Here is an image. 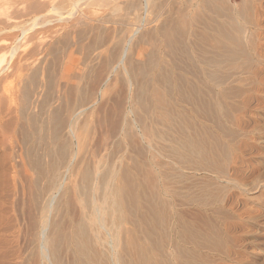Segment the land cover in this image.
Here are the masks:
<instances>
[{
  "label": "bare ground",
  "instance_id": "1",
  "mask_svg": "<svg viewBox=\"0 0 264 264\" xmlns=\"http://www.w3.org/2000/svg\"><path fill=\"white\" fill-rule=\"evenodd\" d=\"M69 1L76 6L85 3L89 7L93 4L97 8L100 7L99 9L107 8L113 11L122 8H126L127 12V9L135 10L137 13L135 20L133 19L134 26H155L148 29L145 36L147 39L152 38L149 45L151 48H146L145 53L136 55V59L134 56L135 66L128 61L131 57L127 59L125 69L131 76L134 96H128L127 103L125 102L128 98L120 101L126 106H118V102L114 108H107L106 102L110 98V87L112 88L109 86L104 93L101 92L106 102H101L104 105L96 108V96L100 91L96 86V89L91 86L89 92H85L81 87L91 71L82 69L83 64L77 69V64L74 62V65L71 59H63L61 68L58 65L63 86L59 85L62 88H65L64 85H72L74 93L77 94L76 101H72L73 93L70 89L72 102H66L65 89L60 91L58 98L63 104L44 103V106H39L40 94L37 89L40 87L36 89L33 85L37 91L35 97L33 93L34 98L31 100L30 92L25 93L30 98L26 97L18 116L19 108H13L12 104H9L13 102L14 96L0 98V133L4 132V127L10 124L18 126L19 123L22 132L21 142L19 145L15 144L18 147H15L16 151L8 147L4 136L6 134L2 135L0 140V264H208L209 258L215 253L230 259L231 256L238 258L234 248L240 247L242 236H237L242 227L240 221L246 216L249 196L256 194L263 183L256 181L257 183L249 188L245 184L242 185L243 183L239 184L236 177L243 166V155L240 156L238 152L250 147V142L243 133L249 122L245 120L250 116L247 112L248 106L253 103L256 97L254 94L264 85L262 80L258 83L259 77L264 74V0ZM46 2L51 4L48 2L52 0ZM65 5L64 8L67 9L68 6ZM53 8L52 15L62 13L59 11V5L56 4ZM105 12L103 13L107 14ZM132 13L131 11L130 14ZM2 14L6 15L7 12ZM120 15L119 17L123 18L122 13ZM111 17L113 16L108 18ZM128 18L125 17L126 21ZM6 19H13V16H6ZM106 19L105 22L112 20ZM123 20L112 21L124 23ZM77 22L82 24V21ZM3 24L0 26L3 27ZM10 24L12 25L11 22ZM99 24L95 27L96 31L100 27ZM77 25L78 23L74 26L81 27ZM74 26L72 30H77ZM111 29L113 27L108 30H115ZM58 30L60 29L57 28L56 34H59ZM95 30L92 32L96 34L98 31ZM118 31L121 32L119 29ZM134 31L127 33L124 38L126 42L132 40L137 33ZM83 32L75 33H78V36ZM110 35L112 34L108 36ZM50 40L47 41L50 43ZM71 40L69 44H72ZM109 41L106 40L107 43ZM146 41L145 39L144 43ZM140 42L142 44V40ZM53 46L51 51L54 52L57 48L54 50ZM118 47L115 48L118 55L110 61L108 59V67L103 69L106 72H101V69L92 71L100 74L98 77L97 73L95 74L99 79L92 78L98 80L99 87L110 81V74L115 72L112 68L123 63L122 59L126 57L128 48L123 44ZM33 48L32 51H35L37 47ZM107 48L109 50V47ZM59 52H62L61 48ZM32 54L30 52L29 55ZM58 55L63 56L59 53ZM103 55L108 57L107 51L102 48L101 52H95L94 58L101 59ZM34 56L33 54L32 57ZM55 56L53 54V57ZM8 57L7 55V59ZM58 58L57 60L60 59ZM30 59L32 58L29 57ZM102 62L104 64L105 61ZM15 65L13 66L17 71L23 67L17 66V63ZM105 66L106 63L100 68ZM40 68L42 70L39 64V67L37 65V68L32 69L38 77L42 74L39 73ZM24 71L25 69L20 74ZM32 72L30 73L33 74ZM33 75L30 76L33 78ZM49 75L48 79L52 76ZM3 79H0L1 82ZM54 81L51 82L54 84ZM54 89L51 85L50 91L48 89L49 95L45 93L47 98ZM55 92L56 89L52 94ZM2 94L0 93V97L4 96ZM56 94L51 95L54 100ZM235 104L242 108L239 109L240 117L234 115ZM132 149H138L144 155V163L139 164L140 170L133 167ZM18 198L26 205L24 208L28 209L27 216L23 213L27 219L16 213ZM80 199L85 201V206ZM248 211L250 213L251 210ZM260 214L262 215V212ZM244 230L245 234L247 230ZM213 261L211 260L210 264H223L224 260L217 261L218 263Z\"/></svg>",
  "mask_w": 264,
  "mask_h": 264
},
{
  "label": "rangeland",
  "instance_id": "2",
  "mask_svg": "<svg viewBox=\"0 0 264 264\" xmlns=\"http://www.w3.org/2000/svg\"><path fill=\"white\" fill-rule=\"evenodd\" d=\"M3 1H4V3H3ZM7 0H0V21H4L3 23L2 22H0V24H1V26H2V24H3V27H1L0 28V30H2V31H0V32H3V33H0V44H1V46H0V62H2V64L0 65V73H2L1 75H0V79H3V78H1V77H4V79L2 80V82H1V80H0V93L2 94V95H4V96H2V97H0V98H9V96L10 95H12V96H14V97H12V96H10V97H12L13 98V102H9V104H12V107L14 106V107H18L19 108V112H17L18 113V116H20V109H21V107H22V104H24V101H26L25 99H26V97L28 96L27 94L29 93V96L31 97H29L31 100H32V97H33V93H34V97H35V92H37L38 91V93L40 94L39 95V104H41V105H39V106H44V103L45 104H50V103H52V104H55V105H57V104H63V103H60L61 101H58V98H59V96H60V94H61V92L63 91V90H65L66 91V93H64L65 94V100H66V102L69 100V102H72V101H76V99H77V94H75L74 92V88H73V86L72 85H64L65 86V88L63 89L62 88V84L63 83H61V70H60V63L62 62V60L63 59H67V60H69V59H71V62L74 64V62L77 64L75 67L78 69L80 66H81V64H83L84 66H82L83 68L82 69H86V70H88V71H91V73L89 72V74H88V76L90 77V78H88V76H87V78L82 82V84H81V87H82V90H84L85 92H89L92 88L93 89H96L97 88V90H99L100 92H99V94H97V96L96 97H98L97 98V102H98V105L96 106V108H99V107H101V106H103L104 104H102V103H104V102H106L105 100H104V98L102 97V94H101V92L102 93H104V91H106L108 88H109V86H112V88L110 87V91L109 92H111L110 94H109V99H108V103L106 102V106H107V108H114L116 105H118L119 103L118 102H120L122 99L123 100H125L124 98H128L127 100H126V102L125 103H127L128 102V100H129V97L130 96H134V92H133V90L132 89H134V86H132L131 85V82H130V80H131V76H130V74L126 71V66H127V64L126 63H128L127 62V59H129L128 57H131V59L130 60H128V61H130V63H132V65L134 64V66H135V61H133L134 60V56H135V59L137 58V56H138V54H143V53H145L147 50H146V48H148V50H149V48H151V47H149V45L151 44V42L152 41H150V39L152 40V38H150V39H147V38H145V36L147 35V31H148V29H151V28H154L155 26H153V25H143V27L142 28H138L139 26L136 24V26H134L135 25V14L137 13L135 10L133 11V9L131 10V9H127L128 10V12L126 11V8H122V9H118V10H107V8H101V9H99V8H97V6L95 5H90V7H89V5H86L85 3H80L78 6H76L75 4H73V3H71L69 0H52V2H48V3H53L54 1L56 2H54L53 4H57V5H59V7H61L60 8V10L59 11H61L62 13H60V14H57V12H56V14L57 15H52L51 14V12H52V10L54 9L53 7L55 6V5H53V7H52V5L51 4H47V2L45 3V1H49V0H44L43 2H41L42 0H40V2H39V0L38 1H36V0H8L7 2H6ZM51 1V0H50ZM64 1V2H63ZM72 1V0H71ZM10 2V3H9ZM16 2V3H15ZM28 2H31V3H28ZM35 2V3H34ZM37 2H39V4L37 3ZM58 2V3H57ZM61 2V3H60ZM68 2H70V3H68ZM12 3V4H11ZM37 3V4H36ZM29 4V5H28ZM34 4V5H33ZM49 5V6H47V5ZM66 4L67 6H68V8L66 9V8H64V5ZM82 4V5H81ZM6 5V6H5ZM14 5V6H13ZM16 5V6H15ZM46 5V6H45ZM65 5V7H67ZM63 6V7H62ZM73 6V7H72ZM74 6H76V7H74ZM82 6V7H81ZM84 6H88L87 8L86 7H84ZM91 6H94V7H91ZM12 7V8H11ZM47 7H48V9H47ZM50 7V8H49ZM86 8V9H84V8ZM96 7V8H95ZM53 8V9H52ZM71 8V9H70ZM73 8H75V10L73 9ZM77 8V9H76ZM83 8V9H82ZM51 9V10H50ZM62 9V10H61ZM69 9V10H68ZM90 10L91 12H89L88 10ZM91 9H93V10H91ZM104 9V10H103ZM124 9V10H123ZM71 10H73L72 12H71ZM81 10V12H78V11H80ZM96 10V11H95ZM98 10V11H97ZM54 11H56V10H54ZM53 11V12H54ZM65 11V13H63ZM68 11V12H67ZM75 11V12H74ZM85 11H87V12H85ZM94 11V12H93ZM100 11V12H99ZM106 11V12H105ZM109 11H111V12H109ZM120 11V12H119ZM122 11V12H121ZM124 11V12H123ZM126 11V12H125ZM133 12L134 13V16H133V13L132 14H130V12ZM7 12V14H9V15H4V14H2V13H6ZM74 12V13H73ZM89 12V13H88ZM97 14H96V13ZM102 12V13H101ZM103 12H105V13H107V14H104ZM68 13H70V14H68ZM72 13V14H71ZM87 14V15H89L88 17H87V15H84V14ZM112 13V14H111ZM118 13V14H117ZM120 13H122V17L124 18V20H123V18H121V17H119V15H120ZM125 15H124V14ZM1 14H2V16H1ZM64 16H63V15ZM74 14L76 15L75 17H74ZM78 14H79V16H78ZM83 14V15H82ZM104 14V15H103ZM108 14H109V16H108ZM114 14V15H113ZM91 15H93V17L91 16ZM100 15H102L103 17H104V19H106V17H107V19L106 20H108V19H112L113 21L114 20H116L117 19V21H119L120 19L121 20H123V21H125L124 23L125 24H127V26L125 27L124 25V23H114L112 20L110 21V22H108V21H104V19H103V17L101 16L100 17ZM132 15V17H129V16H131ZM6 16L8 17V18H12V16H13V19H6ZM11 16V17H10ZM65 17V16H67V17H65V18H63V17ZM69 16H71V17H69ZM83 16V17H82ZM91 16V17H90ZM110 16H113V17H111V18H108V17H110ZM121 16V15H120ZM129 17L128 18V20L126 21V19H125V17ZM38 17V18H37ZM39 17H40V19H39ZM60 17H61V20H60ZM69 17V19L67 20V18ZM77 17V18H76ZM81 17V18H80ZM102 20H99V18ZM117 17V18H116ZM71 18V19H70ZM75 18V19H74ZM80 18V19H79ZM86 18V19H85ZM93 18H94V20H93ZM96 18V19H95ZM5 19V20H4ZM37 19H39V20H37ZM73 19V20H72ZM77 19V20H76ZM90 19V20H89ZM134 19V20H133ZM11 20V21H10ZM33 20H35L36 22H37V25H36V22L34 21L33 22ZM60 20V21H59ZM65 20V21H64ZM73 22H72V21ZM86 20H88L87 21V23L88 24H86L85 22H86ZM97 20V21H96ZM133 20V21H132ZM66 21H67V23H66ZM77 21H80V23H81V21H82V24L81 25H79V22H77ZM93 23H92V22ZM95 21V22H94ZM99 21H101V22H99ZM129 21V22H128ZM6 22V23H5ZM10 22L12 23V25L10 24ZM35 24H33V23ZM70 22V23H69ZM84 22V23H83ZM102 22H104V23H102ZM131 22H132V24L133 25H131L130 26V24H131ZM9 23V24H8ZM16 23V24H15ZM73 23V26L74 25H76L77 23H78V27L79 26H81V27H79V28H77L76 26H74V28L76 27L77 28V30L75 29H73L72 30V27H71V24ZM100 23V24H99ZM111 23V24H110ZM6 24H8V25H6ZM90 24V25H89ZM98 24L100 25V27L99 28H97V31L95 30L96 28V26L98 27ZM108 24V25H107ZM119 24V25H118ZM9 25H10V27H9ZM31 25V26H30ZM32 25H34V26H32ZM40 25V26H39ZM87 25V26H86ZM103 25V26H102ZM117 25V26H116ZM16 26V27H15ZM69 26H70V28H69ZM89 26V27H88ZM90 26H92L91 28H90ZM130 26V27H129ZM14 27V28H13ZM20 27V28H19ZM32 27V28H31ZM33 27H34V29H33ZM52 27H53V29H52ZM56 27V28H55ZM60 27V28H59ZM64 27V28H63ZM68 27V28H67ZM86 27V28H85ZM104 27V28H103ZM113 27V29H115V30H113V29H111V30H113L112 32H110V30H108V29H110V28H112ZM122 27H123V29H122ZM125 27V28H124ZM6 28V29H5ZM8 28H10L9 30H8ZM31 28V29H30ZM57 28L58 29H60V30H58V32H59V34H56L57 33ZM83 29V31H80V30H82ZM87 28L88 29H90V30H87ZM104 30H103V29ZM107 28V29H106ZM138 28V29H137ZM145 28V29H144ZM30 29V30H29ZM69 29V30H68ZM85 29V30H84ZM103 31H102V30ZM118 29L119 30H121V32L120 31H118ZM125 29H126V31H125ZM136 29V30H135ZM140 29V30H139ZM142 29V30H141ZM5 30H7L6 32H5ZM63 30V31H62ZM68 30V31H67ZM87 30V31H86ZM94 30H95V32H97L96 34H97V36H95L96 34L95 33H93L94 32ZM110 32V33H108V31ZM122 30H124V31H122ZM130 30V31H129ZM135 30V31H134ZM145 30V31H144ZM262 30H263V32H264V24L262 25ZM52 31V32H51ZM60 31H62V33L60 32ZM65 31V32H64ZM77 31H79L80 33L81 32H83V34L82 35H76V34H78V33H75V32ZM89 31V32H88ZM93 31V32H92ZM100 31V32H99ZM137 32L135 35H134V37L132 38V42L131 41H127L126 42V40L124 39L125 38V36L127 37V33H129V32ZM142 31H144V32H142ZM55 33L54 35H56V36H54L52 33ZM69 32L70 33H73V34H69ZM103 32V33H102ZM105 32V33H104ZM27 33V34H26ZM89 34V36H88V34ZM116 33V34H115ZM119 33V34H118ZM124 33H126V34H124ZM140 33H143V34H140ZM52 34V35H51ZM65 34V35H64ZM69 34V35H68ZM98 34H99V36H98ZM102 34V35H101ZM109 34H112V35H110V37L108 36ZM39 35V36H38ZM47 35H49V36H53L52 38L51 37H49V36H47ZM62 35H63V38H62ZM92 35H94L93 37H92ZM58 36V37H57ZM74 36H77V37H75L74 38ZM83 36V37H82ZM91 36V37H90ZM107 38H106V37ZM120 36H122V37H120ZM141 36V37H140ZM144 36V37H143ZM36 37V38H35ZM45 37H46V39L47 40H50V39H52V40H50V43H49V41H47L46 39H45ZM49 37V38H48ZM66 37H67V39L69 40V38H70V40H71V42H72V44H69L70 43V40H69V42H67L68 40L66 39ZM69 37V38H68ZM86 37V38H85ZM95 37V38H94ZM99 37V38H98ZM101 37H102V39L103 38H105V40L103 39H101ZM120 37V38H119ZM136 37H137V39H136ZM143 37V38H142ZM35 38V39H34ZM56 38V39H55ZM83 38V39H82ZM110 38H112V39H110ZM139 38V39H138ZM142 38V39H141ZM40 39H42V40H46L45 42L43 41H41ZM60 39V40H59ZM65 39V40H64ZM76 40V42H75V40ZM135 39V40H134ZM142 40V44H141V40ZM144 39V40H143ZM145 39L147 40L145 43H144V41H145ZM62 40H63V42H62ZM102 40V41H101ZM106 40H110L111 41V43H110V41L107 43L106 42ZM118 40V41H117ZM137 40V41H136ZM1 41H2V43H1ZM37 41V42H36ZM40 41H41V43H40ZM53 41V42H52ZM58 41V42H57ZM80 41V42H79ZM94 41H96V42H94ZM104 41V42H103ZM125 41V42H124ZM135 41V42H134ZM154 42H155V40H153ZM46 42H48V43H46ZM52 42V43H51ZM55 42H56V44H55ZM67 44H65V43ZM78 42H79V44H78ZM100 44V42H102L100 45L98 44V43ZM137 42V43H136ZM140 42V43H139ZM148 42H150V43H148ZM7 43L9 44L8 46H7ZM35 43V44H34ZM58 43V44H57ZM66 45H64V44ZM107 43V44H106ZM126 43V44H125ZM128 43H129V45H128ZM131 43V44H130ZM45 44H47V46L45 45ZM53 44H55V48H57V50L56 51H51V47L53 46ZM69 44V45H68ZM94 46H93V45ZM98 44V45H97ZM111 44V45H110ZM114 44V45H113ZM117 46H116V45ZM120 44H123L124 46H126V48H128V51H126L125 52V58L124 59H122L123 61V63H119V65L117 66H115V67H113L112 69H114V70H112V71H115V72H113V74L111 73L110 75H111V78H110V81L108 82V83H106L105 85H101V87H99V85H98V83H97V79H99V78H97L100 74H98L97 72H92V71H97V70H100L101 72H106V71H104L103 69H106L107 67H108V59H109V61H110V59H114V57L115 56H117L118 55V50H119V45ZM137 44H139V45H137ZM146 46H145V45ZM3 45V46H2ZM43 45H44V47H43ZM57 45V46H56ZM78 45V46H77ZM8 48H7V47ZM18 46V47H17ZM37 47L38 48V50H39V48H40V50H39V52H38V50H37V48H35V51H32V50H34V48L33 47ZM44 48V50H43V48ZM59 46V47H58ZM93 46V47H92ZM109 47V50H108V48L107 47ZM131 46V47H130ZM47 47H49V48H47ZM65 48V50H64V48ZM79 47V48H78ZM90 47H92L91 48V50H90ZM95 47V48H94ZM98 47V48H97ZM102 47L103 48V50H106L107 51V54H108V57L106 56H102L101 57V59L100 58H94L95 57V52L97 53V52H101L102 51V48H101V50H100V48ZM106 47V48H105ZM114 48V53L115 52H117V53H115L116 55H114V53H113V48ZM116 47H118V50H115V48ZM53 48H54V46H53ZM55 48H54V50H55ZM58 48H59V50H58ZM60 48H61V50H62V52L60 53L59 51H60ZM68 48H69V50H68ZM71 48H72V50H71ZM78 48V49H77ZM141 48H142V50H141ZM143 48H144V50H143ZM5 50V51H4ZM7 50V51H6ZM37 50V51H36ZM42 50H43V54H42ZM88 50H90V55H88L89 53L87 52ZM92 50H93V52H92ZM112 50V51H111ZM146 50V51H145ZM151 50V49H150ZM4 51V52H3ZM18 51V52H17ZM48 51H50V52H48ZM72 51V52H71ZM140 51H143V52H141L140 53ZM145 51V52H144ZM3 52V53H2ZM6 52H7V54H6ZM15 52H17V53H15ZM30 52H31V54L33 53L35 56H34V58L32 57L33 56V54L32 55H29L30 54ZM35 52V53H34ZM45 52V53H44ZM53 52V54H54V56L56 55L57 57H59L58 59L60 60V62H59V60H57V57L55 56V57H53V54L51 55V53ZM57 52V53H56ZM66 54H65V53ZM29 53V54H28ZM49 55H48V54ZM58 53L59 54H62L61 56L62 57H60L59 55H58ZM67 53H68V55H67ZM113 53V54H112ZM127 53V54H126ZM3 54V55H2ZM13 54V55H12ZM23 54V55H22ZM27 54H28V56H27ZM37 54V55H36ZM40 56H39V55ZM48 55V57H47V55ZM66 55V57H65V55ZM70 54H72V55H70ZM88 56H87V55ZM93 54V55H92ZM135 54V55H134ZM7 55L9 56L8 57V59H7ZM11 55V56H10ZM113 55V56H112ZM137 55V56H136ZM145 55V54H144ZM13 56V57H12ZM19 56V57H18ZM21 56H23V57H21ZM25 56V57H24ZM39 56V57H38ZM43 56V57H42ZM67 56H68V58H67ZM93 56V57H92ZM111 58H110V57ZM120 56H121V54H120ZM1 57H3V59H5L4 61H2L3 59L1 58ZM5 57V58H4ZM12 57V58H11ZM21 57V58H20ZM27 57V58H26ZM29 57L30 58H32V59H30L29 60ZM45 57V58H44ZM47 57V58H46ZM52 57V58H51ZM71 57V58H70ZM88 57H91V58H88ZM49 58V59H48ZM54 58V59H53ZM93 58V59H92ZM106 58V60H107V62H106V60H102V59H105ZM19 59V60H18ZM28 59V60H27ZM35 59H36V61H35ZM40 59V60H39ZM52 59V60H51ZM91 59V60H90ZM95 59V60H94ZM120 59H121V57H120ZM7 60V61H6ZM25 60V62H23ZM37 60H39V61H41L40 63H39V61H38V63L37 64H35L36 62H37ZM43 60V61H42ZM55 60V61H54ZM56 60H57V62L58 63H56ZM73 60V61H72ZM98 60V61H97ZM20 61V62H19ZM46 61V62H45ZM95 61V63L98 65H96V64H94L93 62ZM102 61H105L104 62V64H103V62ZM10 62V63H9ZM19 62V63H18ZM28 62V63H27ZM34 62V63H33ZM44 62V63H43ZM100 62V63H99ZM134 62V63H133ZM7 63H9V64H7ZM17 63V66H23V67H21V70H18L17 71V69L15 70V67L14 66H16L15 64ZM22 63H23V65H22ZM25 63V64H24ZM94 65H93V64ZM105 63L107 64V66H105V67H103V68H100V67H102V66H104L105 65ZM29 64V65H28ZM39 64L42 66V70H41V68H40V70H39V73H42V74H39V77L38 76H36V74L34 73V72H32V69H34V68H37V65H38V67H39ZM92 64V65H91ZM101 64H102V66H101ZM123 64V65H122ZM12 65V66H11ZM14 65V66H13ZM32 65V66H31ZM33 65H35L34 67H33ZM46 65V66H45ZM48 65H50V66H48ZM58 65H59V67H58ZM75 65V64H74ZM126 65V66H125ZM264 65V64H263ZM30 66V67H29ZM88 66V67H87ZM89 66H91V67H89ZM122 66V67H121ZM123 66H125V67H123ZM2 67V68H1ZM4 67V68H3ZM7 67V68H6ZM56 67V68H55ZM85 67V68H84ZM94 67V68H93ZM96 67H98V68H96ZM117 67V68H116ZM10 68V69H9ZM13 68V69H12ZM26 68H28V70L26 69ZM47 68V69H46ZM55 68V69H54ZM90 68V69H89ZM92 68H93V70H92ZM121 68V69H120ZM3 69V70H2ZM13 71H12V70ZM23 69H25V71H24V73H21L20 74V72H23ZM117 69H119V70H117ZM124 69V70H123ZM3 72H2V71ZM8 70V71H7ZM45 70V71H44ZM49 70V71H48ZM52 70V72H50ZM103 70V71H102ZM4 71H6V72H4ZM100 71H99V73H100ZM120 71H121V73H120ZM30 72H32L33 74H35V75H33V74H31ZM46 72H47V74L49 75V74H51V75H49V76H51V78L49 77V79L47 78L48 77V75L46 74ZM6 73V74H5ZM97 73V77H96V74ZM114 73H116L117 75V77L115 76V74ZM121 74V75H120ZM4 75V76H3ZM33 75V78L31 77V76ZM41 75V76H40ZM118 75H120V77L118 76ZM262 76H264V74L263 75H261V78L259 77V79H258V83L259 82H261V80H262V85L264 84L263 82H264V77H262ZM34 77H35V79H34ZM57 77V78H56ZM93 77H96L95 79H92ZM48 79V81L50 80V82L51 81H57L58 80V82H56V83H58L57 85H56V83H55V81H54V84H53V82H51V85H52V88L53 87H55V89H56V92H55V94H56V100H54L53 99V96H51V95H54L55 96V94L53 93L52 94V92H54L55 91V89L53 90V91H51V95L47 98V96L49 95V91H50V88H51V85L49 84L50 82H48L47 81V79ZM53 78V80H51ZM54 78H56V79H54ZM113 78H116V79H113ZM119 80H118V79ZM39 79H42V80H39ZM91 81H90V80ZM111 79H113V80H111ZM33 80V81H32ZM47 82H46V81ZM116 80V81H115ZM32 81V82H31ZM34 81H37V82H39L38 84H37V82H34ZM88 83H87V82ZM90 81V82H89ZM93 81V82H92ZM113 81H114V83H113ZM45 82V83H44ZM94 83L93 85H92V83ZM97 84H96V83ZM27 83V84H26ZM31 83H33V84H31ZM44 83V84H43ZM47 83H48V85H47ZM26 84V85H25ZM28 84H30V85H28ZM43 84V85H42ZM62 85L61 87H60V85ZM84 84V85H83ZM86 84V85H85ZM24 85V87H26V88H24V87H22ZM36 86L35 88L37 89V88H39V89H37V91L35 90V88H33L34 86ZM37 85H38V87H37ZM55 85V86H54ZM27 86H28V88H27ZM33 86V87H32ZM42 86V87H41ZM44 86V87H43ZM57 86V87H56ZM68 86V87H67ZM85 86V87H84ZM87 86V87H86ZM91 86H92V88H91ZM96 86V88H94ZM99 88H98V87ZM105 86V87H104ZM119 86V87H118ZM22 87V88H21ZM70 87V88H69ZM72 87V88H71ZM132 87V88H131ZM263 87V88H262ZM261 87V90L260 91H257L254 95L257 97H254L255 99H254V101H253V103H251V106L249 105L248 107H249V109L247 110V112H248V114L250 115L249 117H247V118H245V120H249V122H248V126H246L247 128H245L244 130L245 131H247V132H245V131H243V133H244V135H246L245 137H247L248 139H246V140H248V142H250L249 143V145H250V147L248 148H245L244 150L243 149H241V150H239V154H240V156L241 155H243V156H241L242 158H243V164H241V165H243L242 167H241V169H240V171L241 172H239V174H238V176L236 177L237 179H236V181L239 183V184H241V183H243L242 185H246L247 187H252V186H254L253 184H256L257 182L259 183V184H261L262 183V181H263V183L261 184L262 186L260 187V189L258 190V192L256 193V194H251V196H249V199H248V202H247V207H246V209L248 208V206H249V209H245V211H246V213H249V211L248 210H254V211H250V213L249 214H246L245 213V215L247 216H244V218L242 219L243 221H244V223H243V221L241 220L240 221V223H241V225H242V227L240 228L241 230H238V233L239 234H237V236L240 238V235L242 236L240 239H241V242H240V244H239V246L240 247H238V248H234V250H235V252H236V254H237V256H238V258H240L239 260H238V258H232V256H231V259L229 258V257H227V256H223V257H225V259H226V257H227V259L225 260L224 258H222V256L221 255H218V254H214V255H212L211 256V258H209L210 260H209V262H208V264H210V263H212L211 262V260L213 261H216V263H218L217 261H220V260H224L222 263L223 264H264V239H263V237H264V85ZM62 88V89H61ZM84 88H86V89H84ZM91 88V89H90ZM101 88V89H100ZM116 88V89H115ZM19 89H20V91H19ZM27 90V91H25V90ZM34 89V90H33ZM46 89V90H45ZM48 89H49V91H48ZM70 89H72V98H73V100L71 101L70 99H71V93H70ZM90 89V90H89ZM130 89V90H129ZM24 90V91H23ZM29 90V91H28ZM42 90V91H41ZM52 90V89H51ZM88 90V91H87ZM112 90V91H111ZM12 91V92H11ZM17 91H18V98H16L17 97ZM22 91H23V94H22ZM61 91V92H60ZM44 92V93H43ZM47 92V93H46ZM59 92V93H58ZM129 92V93H128ZM133 94H131V93ZM260 92V93H259ZM262 92V93H261ZM10 93V94H9ZM25 93H27L26 95H25ZM45 93L47 94V96L45 95ZM117 95H116V94ZM257 93H259V94H257ZM30 94H32V95H30ZM70 94V95H69ZM75 94V95H74ZM101 94V95H100ZM111 94H113V95H111ZM127 94V95H126ZM130 94V95H129ZM260 94H261V97L263 98H261L260 97ZM263 94V95H262ZM9 95V96H8ZM1 96V95H0ZM20 96V97H19ZM23 96H25V97H23ZM41 96H42V99L44 100L45 98H47L46 100H42V99H40L41 98ZM46 96V97H45ZM67 96V97H66ZM70 96V97H69ZM75 96V97H74ZM121 96V97H120ZM127 96V97H126ZM129 96V97H128ZM33 97V98H34ZM112 97V98H111ZM50 98V99H49ZM51 98H52V100H51ZM66 98H68V99H66ZM75 98V99H74ZM17 99V100H16ZM19 99H20V101H19ZM24 99V100H23ZM101 99H103L102 101H99V100H101ZM110 99H112V100H110ZM43 102H42V101ZM50 100V101H49ZM53 100H54V102H53ZM115 100V101H114ZM261 100V101H260ZM2 101V99H0V102ZM21 101H22V103H21ZM47 101H49V102H47ZM52 101V102H51ZM116 101H117V103H116ZM259 101V102H258ZM15 102V103H14ZM20 102V104L18 105L17 103H19ZM102 102V103H101ZM256 102V103H255ZM42 103H43V105H42ZM101 103V104H100ZM115 103V104H114ZM122 103V104H121ZM257 104H259V106L257 105ZM123 105V101L122 102H120V104L118 105V106H122ZM237 105V106H236ZM46 106V105H45ZM60 106H62V105H60ZM123 106H126V105H123ZM239 105L238 104H235V105H233V108H235V109H233L234 110V115L235 114H237V116L238 117H240V111L241 110H239V109H242V108H240V107H238ZM261 106V107H260ZM13 107V108H14ZM237 108V109H236ZM236 111L238 112V113H236ZM261 113H262V115H261ZM239 114V115H238ZM262 117V118H261ZM251 118V119H250ZM250 123V124H249ZM17 126V125H16ZM15 125H8V126H6V127H4V132L3 133H0V140H2V138H3V136L2 135H4V134H6V135H4L5 137H6V143L8 144V147H12L14 150L13 151H16V148L18 149V147H16V145H19V143L21 142V134L20 133H22L21 132V127H20V123H19V125L16 127ZM262 126V127H261ZM8 127H9V130L11 131V130H13V131H9V130H7L8 129ZM13 127V128H12ZM5 128H6V130H5ZM11 128V129H10ZM16 128V129H15ZM20 128V129H19ZM263 131V132H262ZM7 132H9V133H7ZM17 132V133H16ZM258 132H261V133H258ZM252 133V134H251ZM17 134H19V135H17ZM249 134V135H248ZM257 134V135H256ZM258 134H259V136H258ZM262 136H261V135ZM251 135H253V137L251 136ZM8 136H10L9 138H8ZM251 136V137H250ZM255 136V137H254ZM12 137V138H11ZM250 137V138H249ZM20 138V139H19ZM9 139V141H7ZM20 140V141H19ZM98 140H100V137H98ZM18 141V142H17ZM10 142V143H9ZM17 142V143H16ZM253 142V143H252ZM10 144V145H9ZM16 144V145H15ZM16 147V148H15ZM251 148V149H250ZM254 148V149H253ZM116 150H118V148L116 147ZM243 150V151H242ZM13 151H11V152H13ZM10 152V153H11ZM243 153V154H242ZM2 156V154L0 155V157ZM131 156H132V162H133V167H138L139 168V170H140V167H139V164H141V163H144V155H143V153H142V151H140V150H138V149H132V152H131ZM262 156V157H261ZM261 157V158H260ZM263 158V159H262ZM2 159V158H1ZM3 160V159H2ZM2 160H1V162H2ZM245 162V163H244ZM242 169H244V171L242 170ZM135 171H138V170H135ZM257 181V182H256ZM261 183H260V182ZM261 190V191H260ZM261 192H263V193H261ZM260 193H261V196H260ZM259 194V195H258ZM256 196V198H254ZM259 198H258V197ZM254 199H256V200H254ZM259 199H261V200H259ZM257 200H259L258 202H257ZM250 201V202H249ZM253 201H254V203H253ZM80 202L85 206L86 205V203H85V201L84 200H82V199H80ZM17 203H18V209L16 210V213H18V215L20 216H23L24 218L27 216L26 215V213L28 212V209L27 208H24V207H26V205H23V203H22V201L18 198V200H17ZM259 207V208H258ZM24 209V210H23ZM258 209V210H257ZM256 210V211H255ZM260 210V211H259ZM24 211V212H23ZM72 211H74V210H72ZM71 211V212H72ZM254 212V213H253ZM255 212H256V214H258L256 217L254 216L253 217V215H256L255 214ZM258 212V213H257ZM262 212V215L260 214ZM26 215V216H24V214ZM252 213H253V215H252ZM28 214V213H27ZM250 214H251V216H250ZM260 214V215H259ZM77 215H78V213H77ZM248 216H250V218L248 217ZM252 217V218H251ZM245 218H247V219H245ZM257 218H258V220H257ZM25 219H27V217L25 218ZM245 219V220H244ZM255 220H256V222H255ZM247 221V222H246ZM245 225H243V224ZM246 223H247V225H246ZM249 224V225H248ZM255 224V225H254ZM247 226V227H246ZM260 226V227H259ZM255 227V228H254ZM263 229H262V228ZM245 230H244V229ZM257 228V229H256ZM243 230H244V232L246 231V233L244 234L243 233ZM250 231V232H249ZM251 231H252V233H251ZM253 231H257L256 233H254ZM262 231V232H261ZM241 232H242V234H241ZM256 234V235H255ZM259 234L260 235H262V236H259ZM252 236H253V238H252ZM256 236V237H255ZM259 236V237H258ZM249 237V238H248ZM246 239V240H245ZM259 241H258V240ZM248 240H249V242H248ZM257 240V241H256ZM246 242V243H245ZM241 244H244V246L245 245H247V246H243V245H241ZM243 248H245V249H243ZM238 249V250H237ZM240 249V250H239ZM241 249H242V252H241ZM244 250V251H243ZM247 250V251H246ZM239 251H240V253H239ZM244 255H243V254ZM241 254V255H240ZM215 255H218V256H215ZM240 255V256H239ZM241 256H242V258H241ZM215 257V258H214ZM214 258V259H213ZM245 260H244V259ZM235 259V260H234ZM238 260V261H237ZM213 261V262H214ZM227 261V262H226ZM225 262V263H224ZM207 264V263H206Z\"/></svg>",
  "mask_w": 264,
  "mask_h": 264
}]
</instances>
